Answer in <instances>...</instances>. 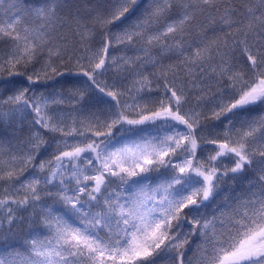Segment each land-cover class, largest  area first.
<instances>
[{
	"label": "snow or ice",
	"instance_id": "obj_1",
	"mask_svg": "<svg viewBox=\"0 0 264 264\" xmlns=\"http://www.w3.org/2000/svg\"><path fill=\"white\" fill-rule=\"evenodd\" d=\"M0 264H264V0H0Z\"/></svg>",
	"mask_w": 264,
	"mask_h": 264
}]
</instances>
